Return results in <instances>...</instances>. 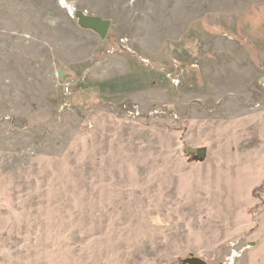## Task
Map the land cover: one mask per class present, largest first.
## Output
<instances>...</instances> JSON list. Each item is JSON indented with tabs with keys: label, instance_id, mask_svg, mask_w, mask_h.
Wrapping results in <instances>:
<instances>
[{
	"label": "rangeland",
	"instance_id": "374dc122",
	"mask_svg": "<svg viewBox=\"0 0 264 264\" xmlns=\"http://www.w3.org/2000/svg\"><path fill=\"white\" fill-rule=\"evenodd\" d=\"M189 259L264 264V0H0V264Z\"/></svg>",
	"mask_w": 264,
	"mask_h": 264
},
{
	"label": "water",
	"instance_id": "95a60500",
	"mask_svg": "<svg viewBox=\"0 0 264 264\" xmlns=\"http://www.w3.org/2000/svg\"><path fill=\"white\" fill-rule=\"evenodd\" d=\"M78 24L86 30H91L100 36L102 40H105L109 34L111 28V22L103 20L100 17H91L83 12H78L75 15ZM184 264H205L199 259H189Z\"/></svg>",
	"mask_w": 264,
	"mask_h": 264
},
{
	"label": "built area",
	"instance_id": "2783aa9c",
	"mask_svg": "<svg viewBox=\"0 0 264 264\" xmlns=\"http://www.w3.org/2000/svg\"><path fill=\"white\" fill-rule=\"evenodd\" d=\"M69 86H70V84H67V85L65 86V87H66V88H65L66 93H68L69 90H70V87H69Z\"/></svg>",
	"mask_w": 264,
	"mask_h": 264
}]
</instances>
